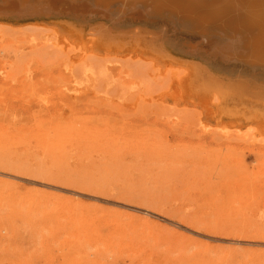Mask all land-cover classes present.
Here are the masks:
<instances>
[{
	"label": "rangeland",
	"instance_id": "obj_1",
	"mask_svg": "<svg viewBox=\"0 0 264 264\" xmlns=\"http://www.w3.org/2000/svg\"><path fill=\"white\" fill-rule=\"evenodd\" d=\"M88 30L0 18V264H264V121L190 87L186 34ZM66 65L98 77L78 101Z\"/></svg>",
	"mask_w": 264,
	"mask_h": 264
},
{
	"label": "bare ground",
	"instance_id": "obj_2",
	"mask_svg": "<svg viewBox=\"0 0 264 264\" xmlns=\"http://www.w3.org/2000/svg\"><path fill=\"white\" fill-rule=\"evenodd\" d=\"M5 6L18 9L0 11L2 19H32L23 12L33 19H68L87 27L102 47L118 51L164 53L159 41L186 34L178 40L182 52L201 64L190 70V87L214 95L229 116L241 113L244 122L264 121V0H0V10ZM155 24L159 29L147 35L145 29ZM64 69L68 81L63 87L70 96L61 95L66 99L78 101L94 90L98 77L91 67L83 69L81 79L69 66ZM124 82L126 94L141 89Z\"/></svg>",
	"mask_w": 264,
	"mask_h": 264
},
{
	"label": "water",
	"instance_id": "obj_3",
	"mask_svg": "<svg viewBox=\"0 0 264 264\" xmlns=\"http://www.w3.org/2000/svg\"><path fill=\"white\" fill-rule=\"evenodd\" d=\"M2 10L0 11H3V12H9V11H12L14 13H17V9L18 7H13V6H5V7H1ZM21 15H23L24 17H32V19L35 17H33V14L32 13H29L28 12H23ZM23 16H20V17H23Z\"/></svg>",
	"mask_w": 264,
	"mask_h": 264
}]
</instances>
